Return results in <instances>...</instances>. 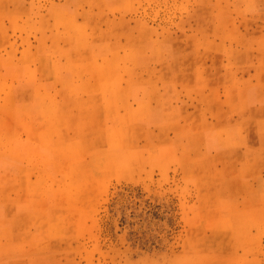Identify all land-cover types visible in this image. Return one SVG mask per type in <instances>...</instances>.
I'll use <instances>...</instances> for the list:
<instances>
[{
    "label": "rangeland",
    "instance_id": "1",
    "mask_svg": "<svg viewBox=\"0 0 264 264\" xmlns=\"http://www.w3.org/2000/svg\"><path fill=\"white\" fill-rule=\"evenodd\" d=\"M0 72V264H264V0H0ZM198 77L214 157L146 111Z\"/></svg>",
    "mask_w": 264,
    "mask_h": 264
},
{
    "label": "crops",
    "instance_id": "2",
    "mask_svg": "<svg viewBox=\"0 0 264 264\" xmlns=\"http://www.w3.org/2000/svg\"><path fill=\"white\" fill-rule=\"evenodd\" d=\"M120 42L122 43V41ZM120 42L119 46L121 47ZM217 52L182 50L172 52L171 55L176 59H181L183 66L192 65L194 67L193 70L197 69L196 73L199 74L205 73V68L202 66L200 60H205L206 58L215 59ZM133 55L134 57L139 56L140 59L143 56L145 58L154 57V53L152 51H147L144 53V55H142V52H135ZM212 64L214 63L212 62ZM210 69H213L211 73H215V68L211 67ZM0 74H2V72H0ZM197 79H200L201 81L196 80L191 87L189 85H185L183 88L185 92L192 91L195 93L194 97L189 96V101L185 100L184 97L181 100H178V92L182 90H177V88L174 87L171 89V92L176 100L173 99V101L169 103V108L166 106L163 109L161 108L159 111L156 105L149 104V107L146 111L148 116L151 118V122L158 123L160 118V121L162 122L164 121L162 120L163 118L166 121L169 120V127L170 125L173 127L180 125L182 130L181 134L185 139L183 141V148L185 150H188L189 148L192 149V151H199L201 155L214 157L223 154V152L227 151L228 148L232 150L237 146L238 140L233 136L238 133V126L235 121H232V101H230V104H228V107L226 108L223 107L221 99L220 102L216 101V96L220 94H218L220 90L217 86L216 80L213 78V81H211L212 84H210L207 90L206 85L208 84L206 83V80L201 77H198ZM38 86L40 88V83H38ZM123 90H126V87H124ZM205 91L212 93L211 96L213 97L214 102L205 104L204 101L201 100L202 95H205L206 93ZM196 93H198L197 96ZM221 111H225V114H220ZM207 115L211 116L213 119L208 120ZM222 121L228 122V124L222 127ZM225 127L228 128V132L226 131L225 136L222 137H225V139H234L231 140L229 146H227L225 141L221 140L222 138L220 137L221 131L224 132ZM262 140L264 141V137ZM243 144L244 145L242 147L245 148L243 154L253 153L249 150L250 146L247 142H243Z\"/></svg>",
    "mask_w": 264,
    "mask_h": 264
},
{
    "label": "bare ground",
    "instance_id": "3",
    "mask_svg": "<svg viewBox=\"0 0 264 264\" xmlns=\"http://www.w3.org/2000/svg\"><path fill=\"white\" fill-rule=\"evenodd\" d=\"M88 43V42H87ZM170 131H171V129H170Z\"/></svg>",
    "mask_w": 264,
    "mask_h": 264
}]
</instances>
